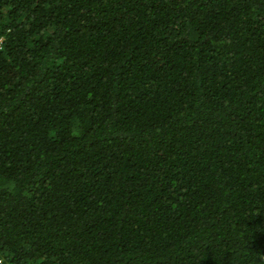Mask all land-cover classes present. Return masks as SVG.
I'll list each match as a JSON object with an SVG mask.
<instances>
[{
	"label": "trees",
	"instance_id": "16d2710c",
	"mask_svg": "<svg viewBox=\"0 0 264 264\" xmlns=\"http://www.w3.org/2000/svg\"><path fill=\"white\" fill-rule=\"evenodd\" d=\"M0 264H264V0H0Z\"/></svg>",
	"mask_w": 264,
	"mask_h": 264
},
{
	"label": "built area",
	"instance_id": "2783aa9c",
	"mask_svg": "<svg viewBox=\"0 0 264 264\" xmlns=\"http://www.w3.org/2000/svg\"><path fill=\"white\" fill-rule=\"evenodd\" d=\"M2 42H3V39H0V48H1V46H2Z\"/></svg>",
	"mask_w": 264,
	"mask_h": 264
}]
</instances>
